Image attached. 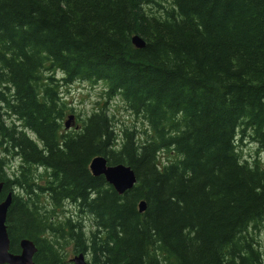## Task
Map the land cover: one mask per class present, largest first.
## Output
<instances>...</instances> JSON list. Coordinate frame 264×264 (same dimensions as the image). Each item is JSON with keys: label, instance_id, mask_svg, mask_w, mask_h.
Instances as JSON below:
<instances>
[{"label": "trees", "instance_id": "16d2710c", "mask_svg": "<svg viewBox=\"0 0 264 264\" xmlns=\"http://www.w3.org/2000/svg\"><path fill=\"white\" fill-rule=\"evenodd\" d=\"M78 80L106 83L147 130L118 132L100 109L67 132L61 87ZM239 137L264 152V0H0L11 252L29 238L35 264H72L68 244L90 264H264L251 234L264 223V165L238 153ZM98 155L130 166L135 186L119 194L94 176Z\"/></svg>", "mask_w": 264, "mask_h": 264}, {"label": "rangeland", "instance_id": "374dc122", "mask_svg": "<svg viewBox=\"0 0 264 264\" xmlns=\"http://www.w3.org/2000/svg\"><path fill=\"white\" fill-rule=\"evenodd\" d=\"M166 7H170L169 3H164ZM51 74V73H49ZM55 75L60 78L63 74L60 71H57ZM107 85L103 81H84L78 80L70 85H63L61 87V92L64 100L69 103V106L73 108V112H68L67 116H65L64 120L71 116V114H75L77 119V123H81L83 125V120L90 117L92 114L100 111V109H105L108 115L113 119L114 128L119 132L125 126L131 128V126L136 125L141 130H147V126L144 124V120L142 117H138L131 113L125 102L119 96H112L109 97L107 95ZM62 120V122L64 121ZM9 121V120H8ZM72 124L69 126V128ZM75 126L72 129L68 130L67 132H73L75 130ZM132 129V128H131ZM64 132H66L64 130ZM76 132V131H74ZM28 135L37 140L35 134L30 131H27ZM238 149L239 152L242 154L244 159L253 162L255 158H261L262 162L264 163V152L259 150L258 144L252 140L251 137H244L240 140L238 138ZM39 142V141H38ZM40 146L41 143L39 142ZM167 156L170 160H173L177 157L175 153H167L162 152L161 157H165L163 161H167ZM8 163H9V171L16 169L19 166L20 159L17 156H8ZM38 174L43 173L42 170H37ZM12 176L13 173L9 172ZM73 205L67 204L65 214L68 215H76L73 209ZM79 218V217H78ZM83 221L85 222L86 229L89 231L92 222L88 217H83ZM251 234L256 238L258 241V246L264 253V223L259 226V228L253 229ZM66 251H69V258L71 259L76 252H74L73 244H68L66 246ZM87 260L91 262V256L86 253Z\"/></svg>", "mask_w": 264, "mask_h": 264}, {"label": "water", "instance_id": "95a60500", "mask_svg": "<svg viewBox=\"0 0 264 264\" xmlns=\"http://www.w3.org/2000/svg\"><path fill=\"white\" fill-rule=\"evenodd\" d=\"M132 43L138 49L146 46V41L140 35L132 37ZM70 116L66 122V128L70 126ZM90 171L94 176H104L107 183L110 184L119 194H124L132 189L137 183L134 170L125 164L109 165L106 157L98 155L90 162ZM3 189V182L0 183V194ZM13 194L9 193L4 200H0V264H35L34 257L37 253V246L29 238L21 239L20 252L13 253L10 251V237L7 228L8 211L12 203ZM146 210V201L142 200L139 204V211ZM70 261L73 264H90L85 253L74 255Z\"/></svg>", "mask_w": 264, "mask_h": 264}, {"label": "bare ground", "instance_id": "6f19581e", "mask_svg": "<svg viewBox=\"0 0 264 264\" xmlns=\"http://www.w3.org/2000/svg\"><path fill=\"white\" fill-rule=\"evenodd\" d=\"M133 45H134V44H133ZM134 47H135V46H134ZM136 48H137V47H136ZM71 116H73V119L70 120V125L72 124V126H71L70 128H69V127L66 128V122L69 120L70 117H68L66 120L63 121V128H64L66 131L72 129L73 126L76 127V125L78 124V123H77V119H78V118L76 117V115H75V114H71ZM25 131L27 132V131H30V130H27V129H26ZM238 142H239V140H238ZM238 153H240V152H239V149H238ZM104 157H105V156H104ZM106 159H107V158H106ZM260 159H261V158H260ZM107 161H108V160H107ZM261 161H262V160H261ZM90 162H91V161H90ZM262 163H263V162H262ZM108 164H109V162H108ZM119 164H121V163H119ZM109 165H117V164H109ZM263 165H264V163H263ZM89 166H90V164H89ZM16 169H17V167H16ZM89 169H90V168H89ZM13 170H15V169H13ZM13 170H12V171H13ZM134 172H135V171H134ZM91 173H92V172H91ZM135 175H136V174H135ZM136 178H137V176H136ZM81 253H82V252H81ZM78 254H79V253H78ZM75 255H76V254H75ZM72 264H73V263H72Z\"/></svg>", "mask_w": 264, "mask_h": 264}, {"label": "flooded vegetation", "instance_id": "af4514ba", "mask_svg": "<svg viewBox=\"0 0 264 264\" xmlns=\"http://www.w3.org/2000/svg\"><path fill=\"white\" fill-rule=\"evenodd\" d=\"M75 128H76V129H75L74 131H79V132H81L82 129H83V126H82L81 124H77Z\"/></svg>", "mask_w": 264, "mask_h": 264}]
</instances>
